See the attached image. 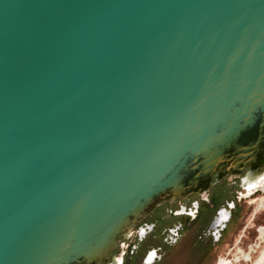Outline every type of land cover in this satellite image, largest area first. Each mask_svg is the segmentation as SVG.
I'll list each match as a JSON object with an SVG mask.
<instances>
[{
  "label": "water",
  "instance_id": "1",
  "mask_svg": "<svg viewBox=\"0 0 264 264\" xmlns=\"http://www.w3.org/2000/svg\"><path fill=\"white\" fill-rule=\"evenodd\" d=\"M263 168L264 0H0V264H110Z\"/></svg>",
  "mask_w": 264,
  "mask_h": 264
},
{
  "label": "rangeland",
  "instance_id": "2",
  "mask_svg": "<svg viewBox=\"0 0 264 264\" xmlns=\"http://www.w3.org/2000/svg\"><path fill=\"white\" fill-rule=\"evenodd\" d=\"M225 177L227 180L223 179ZM239 178L226 174L212 184L211 188L220 186L222 189L215 198L211 195L212 198L210 196L209 199L201 200L203 206L195 218L169 212V209L178 208V202L181 201L169 200L156 206L149 219L146 220L148 214L141 219L156 223L154 230L141 242L135 240V227L141 221L129 231V237L118 240L120 244L123 243V251L126 250L124 264H141L147 251L152 248L156 249L158 256L152 264H264V189L258 188L250 195H243L240 193L244 189L239 185ZM221 180L223 183L220 184ZM168 202L174 205L170 206ZM219 208L230 209L232 216L219 238L213 240L208 227ZM163 215L171 219L168 225L161 226L164 224ZM178 221L182 225L176 240L170 243L168 234L171 231L167 227ZM260 227L263 228L262 232Z\"/></svg>",
  "mask_w": 264,
  "mask_h": 264
},
{
  "label": "flooded vegetation",
  "instance_id": "3",
  "mask_svg": "<svg viewBox=\"0 0 264 264\" xmlns=\"http://www.w3.org/2000/svg\"><path fill=\"white\" fill-rule=\"evenodd\" d=\"M242 174L239 175L238 177H241ZM223 179L227 180V177H225ZM222 180L220 181V184L223 183ZM242 181H243L242 183H243L244 191H242L240 193L243 195H250L251 193L256 191L258 188L263 190L264 189V170H261L258 172H253L251 175H248L247 177H245ZM214 187L215 186H213L211 188L209 196L207 197V199H209L211 195H213V198H215L216 194L218 192H220L222 189L220 186H217L215 188ZM211 198H212V196H211ZM168 203L170 204V206L174 205V204H172L173 202H168ZM228 203L229 202H227V205H228ZM202 206H203V201H201L200 199H197V198H192L189 200H184V201L178 202V208H176L174 210L169 209V212H174V214H176L177 216H181V215H188L189 216L190 215L191 217L195 218L197 216L199 210L202 208ZM232 208H234V204H233ZM154 209L148 214L146 220L150 218V214L154 211ZM229 211H230V216H229V219H230V217L232 216V213H231L230 209H229ZM218 213H219V215H218V217H216ZM227 216H228V210H226L225 208L217 209L216 215L211 220V222L209 223V227H208V230L210 231V233L213 237V240L218 239L219 236L221 235V231L225 227L226 222L229 220L228 219L227 221H224V220H226ZM163 218H164L163 219L164 224L162 223L161 226L168 225V223L170 222L171 219L168 217V215L167 216L163 215ZM146 220L141 221L135 227V240L137 243L141 242L151 231L154 230V226L156 224L155 221L149 223ZM214 220H215V224L219 223V222H221V223L217 224L215 227H212L211 225L213 224ZM181 225H182V223L180 221H178L177 224H173V226L167 227V230L171 231V233L168 234L169 238L171 239L169 241L170 243L174 242L176 240L178 232H179V228L181 227ZM259 230H260V232H262L263 228L260 227ZM129 236H130V234L128 235V237ZM121 245L123 247V243H121ZM125 253H126V250L123 251V255L121 258L115 257L114 262H112L110 264H124V254ZM112 256H113V253H111L109 255V262H110ZM157 257L158 256L156 254V249H154V248L149 249L147 251V253L145 254V256L143 257L141 264H152ZM219 264H230V263L229 262H222Z\"/></svg>",
  "mask_w": 264,
  "mask_h": 264
},
{
  "label": "bare ground",
  "instance_id": "4",
  "mask_svg": "<svg viewBox=\"0 0 264 264\" xmlns=\"http://www.w3.org/2000/svg\"><path fill=\"white\" fill-rule=\"evenodd\" d=\"M262 170H264V168H263ZM115 257H117V258H121V257H120V254L116 255Z\"/></svg>",
  "mask_w": 264,
  "mask_h": 264
},
{
  "label": "built area",
  "instance_id": "5",
  "mask_svg": "<svg viewBox=\"0 0 264 264\" xmlns=\"http://www.w3.org/2000/svg\"><path fill=\"white\" fill-rule=\"evenodd\" d=\"M131 234V233H130Z\"/></svg>",
  "mask_w": 264,
  "mask_h": 264
}]
</instances>
